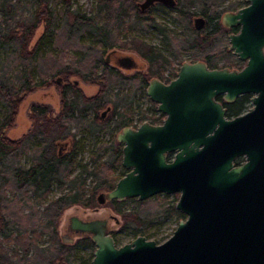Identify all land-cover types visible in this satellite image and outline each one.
<instances>
[{
    "label": "trees",
    "instance_id": "trees-1",
    "mask_svg": "<svg viewBox=\"0 0 264 264\" xmlns=\"http://www.w3.org/2000/svg\"><path fill=\"white\" fill-rule=\"evenodd\" d=\"M34 1L44 5V11L24 17L21 0H0V264H76L78 248L94 251V244L90 238H81L75 245L64 243L57 233L59 219L72 206L90 207L98 191L113 189L108 172L121 162V144L116 137L109 143L99 142L98 137L106 128L118 133L125 127H136L138 124L106 123L132 121L121 110L135 97L145 95L152 78L169 83L178 73L162 51L136 38L120 42L119 31L153 27L179 60L182 57L177 48L184 46L193 53V62L204 61L210 69L241 70L246 64L235 63L226 42L230 33L220 23L222 12L233 11L238 3L222 10L226 0H179L178 18L185 25V36L178 39L151 19L149 10L143 12L136 7L133 0H98L96 12L90 16L75 10L59 14L49 6L52 0ZM197 13L207 21L202 29L192 24ZM41 23L44 31L32 45ZM117 48L136 52L148 63L147 73L126 76L109 67L103 55ZM70 51L75 57L66 62L64 53ZM168 72L170 76L164 77ZM71 78L98 85L99 90L95 96L85 97L74 84L77 80L70 82ZM50 86L62 95L59 114L53 116L48 106L33 105L31 131L20 140L7 139L5 131L13 126L24 97ZM114 88L126 89V93L121 97L116 94L111 100L109 93ZM248 101L241 98L240 107ZM110 104L112 111L105 117L103 113ZM229 110L237 114L239 108L230 105ZM79 130L93 145H99V152L86 163L77 160L84 149ZM62 143L67 146L59 154ZM25 151L28 163L21 164ZM88 180L91 188H87ZM55 186L66 191L50 198ZM133 201L130 210L123 208L124 201L109 204L123 217L122 229L138 235L150 230L159 217L186 218L176 205L152 207L147 201ZM40 234L46 235V246L36 243ZM92 258L93 253L88 264Z\"/></svg>",
    "mask_w": 264,
    "mask_h": 264
},
{
    "label": "water",
    "instance_id": "water-1",
    "mask_svg": "<svg viewBox=\"0 0 264 264\" xmlns=\"http://www.w3.org/2000/svg\"><path fill=\"white\" fill-rule=\"evenodd\" d=\"M156 2L177 4L144 0L139 9ZM247 2L221 18L224 28L240 27L228 36L229 50L246 63L244 68L210 69L204 61L185 62L169 83L152 78L145 95L166 116L165 123L117 133L127 172L113 189L96 197L101 205L180 194L176 209L186 219L163 244L138 236L117 246L108 219L71 216L61 240L73 243L68 232L90 238L95 248L91 264H264V0ZM206 24L202 16L194 19L196 29ZM115 52L106 55V63ZM115 66L138 68L131 56H118ZM247 94L253 95V107L227 120L216 99L224 96L233 103ZM241 157L245 162L236 165Z\"/></svg>",
    "mask_w": 264,
    "mask_h": 264
},
{
    "label": "rangeland",
    "instance_id": "rangeland-1",
    "mask_svg": "<svg viewBox=\"0 0 264 264\" xmlns=\"http://www.w3.org/2000/svg\"><path fill=\"white\" fill-rule=\"evenodd\" d=\"M97 1L98 0H52L49 6L53 7V9H55V12L59 14L65 12L66 10H68L69 13L71 14L72 11L75 10L79 14L90 16L95 14L96 12ZM143 1L144 0H133V3L136 7H138V5ZM231 3H238V5L233 11H223L221 14V18L226 12H236L239 9L244 8L248 5V2L246 0H226L222 10H225V8L229 6ZM21 5L23 6L21 13L24 17L29 16L34 11H44L45 9L44 5H38L37 2L34 0H21ZM149 11H150V18L154 19L155 22L158 23L159 25L164 26L167 29V32L170 33L173 37H176L178 39L184 38L185 25L178 18V13L176 12V10L173 9L162 10V9H158L156 5H154L149 9ZM70 14H69V20L72 21V17ZM199 16H201L200 13H197L192 17L193 26H194V19ZM221 18H220V23L222 24ZM43 31H44V23H41L34 33L33 39L31 41L32 45H34L37 42L39 37L42 35ZM119 32H120L119 33L120 42H127L131 38H136L162 51L163 54L166 55L171 60L173 64V68L177 72L179 71L183 63L185 62L194 63L193 53L184 46H178L177 48V50L181 54L182 60H179V58L175 57V55L171 52V46L167 44L162 34H159L157 30L153 27L131 29L128 31H123L121 29ZM226 42L228 43V49H229V39H226ZM114 50L116 51V54L120 56L133 57L135 62L138 64V68L131 70H124L115 66L113 62L107 63L109 67L118 70L121 74L126 76L145 75L147 73L148 63L144 59H142L136 52L131 50L118 49V48ZM109 52L110 51L106 52L103 55V59L106 58V55ZM232 56L235 58V63L241 62L236 56H234V54H232ZM63 57L67 62L75 57V53L73 51H70L68 53H64ZM243 63L246 64L245 62ZM220 65H223V62H221ZM168 76H170L169 72L165 73L164 77L167 78ZM74 79L77 80V78H71L69 79V81L72 82L74 81ZM77 81L79 82L78 88L81 90V92L85 97L88 98L93 97L96 95V93L99 90L98 85L85 83L80 79ZM60 84L63 85L64 82L62 81ZM125 93H126V89L120 90L114 88L110 91L109 97L111 98V100H113L116 94L119 97H121ZM61 100H62L61 92L55 86L35 89L32 93L24 97L23 101L21 102L18 108L13 126L5 131L4 134L5 137L9 140L17 141L22 139L25 135H27L31 131L34 120L32 116L33 113L30 110L33 105L48 106L52 111L53 116H56L59 114L61 110ZM109 108H110L109 112L111 113L113 105L110 104ZM155 109H156L155 106L151 104L150 100L146 97V95H144L141 98L135 97L134 101L128 107L123 108L121 111H123L124 114L131 117L132 121H140L142 119H147V120L156 119L157 116ZM77 135L79 138H82L84 140L83 142L84 149L78 156L77 160H80L82 163H86L89 161L91 155L95 156L99 152V145L98 144L93 145L87 139V136L83 130H79L77 132ZM116 135L117 133L112 132L110 128L109 129L106 128L101 132L100 136L98 137V141L109 143L113 137H116ZM68 141L69 140H65L63 142H68ZM103 160H105L104 157L101 161ZM20 162L21 164L28 163V151H25L24 154H22ZM108 173H109L108 177L111 178V184L114 186L115 183L125 175L126 170L122 168L120 162V164L114 166V168L111 169L110 172ZM91 187L92 184L90 183V180H88L87 188H91ZM65 191H66L65 188L55 186L51 189V193L49 194V197L50 198L57 197L63 194ZM107 191L106 190L98 191L95 195L94 202L90 207L84 208L80 206L78 208H74V206H72L66 209L62 213L58 222V226H57L58 237L60 238V236L65 233L66 227L68 225V220L71 216L74 215H77L82 219H95V218L108 219V227L109 230L112 231V233L114 234V236L113 235L112 236L114 237L117 246L128 244L138 236H143L147 240L153 241L156 244H163L173 236L180 222L177 216L159 217L152 226V228L143 235H138L137 232H133L130 229L123 230L122 229L124 223L123 217L120 214L116 213V211H114V209L110 206L109 202L100 205L96 201V197L100 192H107ZM179 198H180V194L157 195L147 200V202L151 203L152 207L172 206L178 203ZM133 206H134L133 199L124 200L123 208L125 210H130ZM37 208L41 209L40 206H37ZM71 237L74 238L72 245L73 244L75 245L76 242L81 239L73 235H71ZM36 243L39 246H46L48 244L46 235L40 234L39 236H37ZM10 247L13 246L11 245ZM77 252L78 255H77L76 264H88L89 260L91 259V255L93 251L87 248L79 247Z\"/></svg>",
    "mask_w": 264,
    "mask_h": 264
},
{
    "label": "flooded vegetation",
    "instance_id": "flooded-vegetation-1",
    "mask_svg": "<svg viewBox=\"0 0 264 264\" xmlns=\"http://www.w3.org/2000/svg\"><path fill=\"white\" fill-rule=\"evenodd\" d=\"M176 2H177V4H176V6H168L167 4H164V3H160V2H156V3H154L153 5H151L150 7H149V9L151 8V7H153L154 5H156V7L158 8V9H166V10H168V9H173V10H176V12L178 13V15H179V11H178V9H177V7H178V4H179V0H175ZM138 7H139V5H138ZM149 9H147V10H149ZM146 11V10H145ZM144 12V11H143ZM200 17V16H199ZM230 34L229 35H231V34H237L238 32H239V30H240V27H236V28H233V29H227V28H225ZM118 56H120V55H118V54H116V52L114 53V54H111V56L109 57V62L108 63H110V62H113V64H115V60H116V58L118 57ZM107 64V63H106ZM138 65V64H137ZM166 82V81H165ZM167 83V82H166ZM241 98H243L244 100H246V99H248L249 101L247 102V103H245L244 105H241V107H240V105H239V102H240V99ZM252 98H253V95H251V94H247V95H244V96H241V97H239V98H237L233 103H228V102H226L225 101V99H224V96H220V97H218L216 100L219 102V103H221L222 105H223V108L224 109H226V119L227 120H231V119H234L235 117H238V116H241V115H243V114H245V113H247V112H249V110L253 107V104H252ZM151 102V101H150ZM151 104H153L154 106H155V112H156V116H157V118H159V119H157V120H140V121H130V122H127V123H117V122H111V121H109L108 123H106V124H145V123H147V124H164L165 123V118H166V116L164 115V114H162V113H160V112H158L157 111V105L156 104H154V103H152L151 102ZM234 106V107H237V108H239V111H238V113L237 114H231L230 113V110H229V106ZM249 106V107H248ZM243 108V109H242ZM109 111H107V112H105V113H103V115L105 116V117H107L108 115H109ZM137 125V126H138ZM136 126V127H137ZM131 127H133V126H131ZM136 127H133V128H136ZM67 144V143H66ZM60 145V144H59ZM122 147H123V145H121V153H122ZM66 149V146L65 145H63V146H59V154H61V151L62 150H65ZM245 162V157H241V158H238L237 159V161H236V165H241V164H243ZM127 172V171H126ZM126 174V173H125ZM67 228H68V225H67V227H66V230H65V233H67ZM111 232V235H114L113 233H112V231H110ZM64 233V234H65ZM63 234V235H64ZM68 234L71 236L72 234L70 233V232H68ZM63 235H61V236H63ZM61 236H60V239H62L61 238Z\"/></svg>",
    "mask_w": 264,
    "mask_h": 264
}]
</instances>
